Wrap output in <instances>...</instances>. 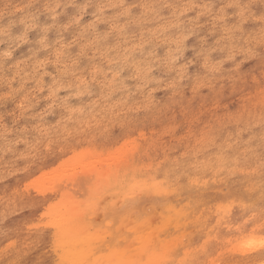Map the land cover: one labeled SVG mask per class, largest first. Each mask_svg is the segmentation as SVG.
Listing matches in <instances>:
<instances>
[{"label": "rangeland", "instance_id": "374dc122", "mask_svg": "<svg viewBox=\"0 0 264 264\" xmlns=\"http://www.w3.org/2000/svg\"><path fill=\"white\" fill-rule=\"evenodd\" d=\"M47 169L75 264H264V0H0V264L56 263Z\"/></svg>", "mask_w": 264, "mask_h": 264}, {"label": "bare ground", "instance_id": "6f19581e", "mask_svg": "<svg viewBox=\"0 0 264 264\" xmlns=\"http://www.w3.org/2000/svg\"><path fill=\"white\" fill-rule=\"evenodd\" d=\"M146 6V5H145ZM143 11V10H142ZM149 11V10H148ZM155 11V10H154ZM162 14V13H161ZM214 14V13H213ZM185 20V19H184ZM197 23V22H196ZM52 25V24H51ZM49 27V26H48ZM46 30V29H45ZM38 31H40V30H38ZM92 31V30H91ZM43 32H45V31H43ZM43 32H41V33H43ZM55 33V32H54ZM196 33V32H195ZM40 34V33H39ZM38 34V35H39ZM194 34V33H193ZM232 35V34H231ZM39 36H41V35H39ZM124 37V36H123ZM54 38V37H53ZM58 38V37H57ZM120 38H121V36H120ZM52 39V38H51ZM123 39V38H122ZM117 41H118V39H116ZM199 40H202V39H199ZM100 41H101V39H100ZM121 41V40H120ZM44 42V41H43ZM42 42V43H43ZM80 42V41H79ZM223 42V41H222ZM39 43V42H38ZM86 43V42H85ZM120 43V42H119ZM40 44H41V42H40ZM107 44V43H106ZM109 44V43H108ZM122 44V43H121ZM111 45V44H110ZM128 45V44H127ZM45 46V45H44ZM84 46V45H83ZM120 46V45H119ZM46 47V46H45ZM79 47V46H78ZM41 48V47H40ZM80 48V47H79ZM104 48H105V46H104ZM224 48V47H223ZM83 49V48H82ZM81 49V50H82ZM101 49V48H100ZM118 49H119V47H118ZM225 49V48H224ZM55 50V49H54ZM86 50V49H85ZM89 50V49H88ZM103 50V49H102ZM110 50V49H109ZM58 51V50H57ZM98 51V50H97ZM123 51V50H122ZM85 52V51H84ZM114 52V51H113ZM145 52V51H144ZM37 53V52H36ZM55 53V52H54ZM122 54H124V53H122ZM139 54V53H138ZM80 55V54H79ZM114 55V54H113ZM95 56V55H94ZM116 57V56H115ZM129 57V56H128ZM43 58V57H42ZM73 58V57H72ZM125 58V57H124ZM127 58V57H126ZM125 58V59H126ZM133 58V57H132ZM147 58V57H146ZM74 59H76V58H74ZM123 59V58H122ZM128 59V58H127ZM150 59V58H149ZM67 60V59H66ZM124 60V59H123ZM123 60H122V62H123ZM142 60H144V59H142ZM148 60V59H147ZM136 62V61H135ZM63 63V62H62ZM93 64L95 63V62H92ZM53 64V63H52ZM57 64V63H56ZM98 64V63H97ZM132 64V63H131ZM76 65V64H75ZM123 65V64H122ZM143 66H144V64H142ZM164 65V64H163ZM70 66V65H69ZM69 66H68V69H69ZM63 67H64V65H63ZM74 67V66H73ZM81 67V66H80ZM129 67H130V65H129ZM164 67V66H163ZM75 68V67H74ZM101 68V67H100ZM162 68V67H161ZM64 69H66V70H68L67 68H64ZM85 69V68H84ZM95 69V68H94ZM126 69V68H125ZM62 70V69H61ZM101 70V69H100ZM129 70V69H128ZM165 70V69H164ZM91 71V70H90ZM93 71V70H92ZM96 71V70H95ZM126 71V70H125ZM161 71V70H160ZM68 72V71H67ZM74 72V71H73ZM78 72V71H77ZM82 72V71H81ZM88 72H89V69H88ZM162 73H163V71H161ZM160 72V73H161ZM86 73V72H85ZM95 73V72H94ZM51 74V73H50ZM65 74V73H64ZM75 74V73H74ZM78 74V73H77ZM96 74V73H95ZM98 74H101V73H98ZM126 74V73H125ZM63 75V74H62ZM102 75H104V74H102ZM51 76V75H50ZM77 76V75H76ZM80 76V75H79ZM82 76V75H81ZM96 76H97V74H96ZM130 76V75H129ZM128 76V77H129ZM53 76H51V78H52ZM104 77H105V75H104ZM103 77V78H104ZM126 77V76H125ZM70 78H71V76H70ZM89 78V77H88ZM102 78V79H103ZM127 78V77H126ZM54 79V78H53ZM60 79V78H59ZM51 80V79H50ZM64 80V79H63ZM66 80H68V78L66 79ZM75 80V79H74ZM73 80V81H74ZM91 80V79H90ZM98 80H99V78H98ZM97 80V81H98ZM131 80V79H130ZM59 81V80H58ZM53 82V81H52ZM54 82H56V81H54ZM62 82H64V81H62ZM72 82V81H71ZM58 83V82H57ZM61 84V83H60ZM71 84V83H70ZM83 84V83H82ZM89 85H90V82H89ZM94 85V84H93ZM103 85V84H102ZM66 86V85H65ZM78 86V85H77ZM99 86V85H98ZM68 87H69V85H68ZM73 87V86H72ZM94 87V86H93ZM66 88V87H65ZM43 89V88H42ZM61 89V88H60ZM68 89V88H67ZM73 89H74V87H73ZM75 89H76V86H75ZM99 90V89H98ZM81 91V90H80ZM23 92V91H22ZM82 92V91H81ZM80 92V93H81ZM96 93V92H95ZM64 94H66V93H64ZM63 94V95H64ZM78 94V93H77ZM81 95V94H80ZM79 95V96H80ZM76 96V95H75ZM68 97V96H67ZM58 99V98H57ZM78 99V98H77ZM186 100V99H185ZM60 101V100H59ZM66 102H69V101H67L66 100ZM78 102V101H77ZM59 103V102H58ZM73 103H74V101H73ZM72 103V104H73ZM59 106V105H58ZM57 106V107H58ZM71 106V105H70ZM75 106V105H74ZM59 108V107H58ZM53 109V108H52ZM56 110H58V109H56ZM58 114V113H57ZM60 114V113H59ZM64 116H65V114H64ZM58 118H56V120H57ZM86 120V119H85ZM59 121H61V119L59 118ZM61 124V123H60ZM68 124V123H67ZM83 124V123H82ZM52 125H53V123H52ZM57 125V124H56ZM53 127V126H52ZM50 129H52V128H50ZM54 129V128H53ZM62 129V128H61ZM72 129V128H71ZM53 131V130H52ZM51 130H49V132H52ZM66 131H67V129H66ZM31 132V131H30ZM62 132H63V130H62ZM56 133V132H55ZM51 134V133H50ZM53 135V134H52ZM56 135H58V133L56 134ZM15 137H17V136H15ZM51 138H52V136H50ZM41 138H42V136H41ZM39 139V138H38ZM241 141V140H240ZM243 141V140H242ZM241 141V142H242ZM39 142V141H38ZM56 142V141H55ZM240 143V142H239ZM3 144V143H2ZM5 144V143H4ZM35 144L36 143H34V146H35ZM52 144V143H51ZM6 145V144H5ZM30 145V144H29ZM28 145V146H29ZM26 146V145H25ZM24 146V147H25ZM23 147V148H24ZM27 147V146H26ZM30 147H28V149H29ZM31 149V148H30ZM4 150V149H3ZM22 150H24V149H22ZM27 150V149H26ZM2 153V152H1ZM224 155V154H223ZM133 157H131V159H132ZM223 158V157H222ZM3 159V158H2ZM4 160V159H3ZM127 162V163H126ZM124 164H125V167L124 166H121V167H124L123 169L125 170V169H127V170H125V172L124 173H122V172H120V170H122V168L119 166V168H120V170L118 169V167H116L115 169H117L116 171L117 172H115V173H113V177H115L114 179H113V189H115V191H117L118 193L119 192H123V191H125V190H129V189H131V188H136V187H143L144 185V183H145V178H144V176L141 174V172L139 171V170H137V168L135 167V165H137L136 164V162L134 161V163L135 164H133V159H132V161L131 162H129V160L128 161H126ZM5 163V162H4ZM129 163V164H128ZM132 163V165H133V167H132V165L130 166V164ZM123 164V165H124ZM128 165V166H127ZM182 165H183V163H182ZM193 166V165H192ZM198 166V165H197ZM224 166V165H223ZM131 167V169L132 170H130L129 171V169L128 168H130ZM237 167V166H236ZM51 168V167H50ZM186 169V168H185ZM188 169V168H187ZM193 169V168H192ZM240 169V168H239ZM114 170V169H113ZM190 170V169H189ZM127 171V172H126ZM170 171V170H169ZM210 171V170H209ZM237 171V170H236ZM174 172V171H173ZM189 172V171H188ZM187 172V173H188ZM3 173V172H2ZM118 173V174H117ZM172 173V172H171ZM180 173V172H179ZM182 173V172H181ZM185 173V172H184ZM239 173V172H238ZM49 170L47 169V170H43V171H41L39 174H37L36 176H35V178H33L32 180H30V181H28V182H26L25 183V186H26V188H25V192H26V194L27 195H32V196H34L36 199H37V201H36V203H38L40 206H37V213H36V218H37V221H42V222H44L45 223V226H46V228H47V230L46 231H49V237H48V241H49V244H48V247H49V249L47 250V253H48V256H50L49 254H51L49 251L52 249L51 248V244L53 245V248H54V252H55V256H54V258L56 259V263H54V261H53V263L54 264H75L76 262H78L79 260H80V256L84 253V249H83V245H85V243L83 242V241H81V239H79V238H77V237H68V235H69V230H67L66 229V225H64V223H62V221L61 220H56V218H55V205H57L59 202H60V200L62 201V198L60 199V197H62L61 196V190L58 188V186H60L59 184H58V186L57 185H55V186H52V184L55 182H53V180L52 181H50L51 179H49L50 177H49ZM116 174V175H115ZM132 174V175H131ZM164 174V173H163ZM258 174V173H257ZM97 175H103L102 174V172H97ZM167 175V174H166ZM169 175H170V173H169ZM176 175V174H175ZM179 175H181V174H178L177 176H179ZM85 176V175H84ZM86 176H88V175H86ZM112 176V175H111ZM171 177H172V175H171ZM199 177V176H198ZM87 178V177H86ZM155 178H157V177H155ZM179 178V177H178ZM183 178V177H182ZM194 178L195 177H193V179H192V181L194 180ZM205 178V177H204ZM180 179V178H179ZM188 179V178H187ZM16 180V179H15ZM106 180V179H105ZM104 180V181H105ZM165 180V179H164ZM167 180H169V178L167 179ZM171 180H173V179H171ZM174 180H176L175 179V176H174ZM189 180H191V178L189 179ZM109 180H107V183H108V185L110 184V181L108 182ZM149 183L147 184V187H148V189H150V190H154V191H156V189L158 190V192H161V191H163V190H160L159 191V187H157L158 185H157V183L158 182H155V181H153V179L152 178H150L149 180ZM161 181V180H160ZM199 181V180H198ZM16 182V181H15ZM162 183H165L166 181H161ZM169 182H171V181H169ZM180 183H181V181H179ZM52 183V184H51ZM161 183V184H162ZM173 183L174 182H172V184L171 185H173ZM178 183V182H177ZM55 184H57V180H56V182H55ZM103 184V183H102ZM101 184V185H102ZM112 184V183H111ZM166 184V183H165ZM54 185V184H53ZM103 185H106V181H105V184H103ZM103 185H102V187H103ZM162 185H164V184H162ZM167 185H170V184H168V182H167ZM107 186V185H106ZM112 186V185H111ZM111 186L109 187V188H111ZM194 186V185H193ZM105 187V186H104ZM169 187H171V186H169ZM174 187H175V185H174ZM177 188V187H176ZM108 189V188H107ZM165 189V188H164ZM157 192V191H156ZM164 193H166V192H164ZM64 194H66V193H64ZM64 194H62V195H64ZM28 196V197H29ZM65 196V195H64ZM64 198V197H63ZM205 203V202H204ZM225 204H227V203H225ZM223 207H225V206H223ZM21 209V208H20ZM172 210V208H170V211ZM175 210V209H174ZM180 210V209H179ZM178 210V211H179ZM220 210H221V208H220ZM23 211V210H22ZM170 211H168V212H170ZM176 211H177V208H176ZM176 211H174V214L176 215ZM181 211V210H180ZM20 212H21V210H20ZM32 212V211H31ZM176 212V213H175ZM99 213V212H98ZM180 213H182V212H180ZM183 213H184V211H183ZM182 213V214H183ZM173 214V215H174ZM172 215V214H171ZM181 215V214H180ZM167 218H171V216L170 215H168L167 216ZM173 218V217H172ZM174 218H175V216H174ZM170 221V220H169ZM173 221V220H172ZM39 223V222H38ZM37 223V224H38ZM170 223H171V221H170ZM36 224V223H35ZM119 224V223H118ZM168 224V223H167ZM147 225V224H146ZM72 227V226H71ZM149 229H151V228H149ZM154 233H155V231H154V229L152 230ZM256 231V230H255ZM161 232V231H160ZM52 233H54V234H52ZM158 233V232H157ZM156 233V234H157ZM71 234V233H70ZM119 234V233H118ZM159 234V233H158ZM208 234V233H207ZM221 234V233H220ZM53 235V236H52ZM119 236V235H118ZM158 236H156L155 235V238H157ZM152 238V237H151ZM154 238V239H155ZM159 238V237H158ZM173 239V238H172ZM99 240V239H98ZM155 240H158V239H155ZM167 241H168V239H167ZM171 241H173V240H171ZM239 241V240H238ZM52 242V243H51ZM160 242V241H159ZM170 242V241H169ZM227 242H228V240H227ZM118 243H119V241H118ZM154 243V242H153ZM165 243L166 242H164V245H165ZM170 243H172V242H170ZM166 244H168V242L166 243ZM222 244H223V242H222ZM245 244V243H244ZM100 245V244H99ZM162 245V244H161ZM163 245V246H164ZM171 245V244H170ZM247 245V246H246ZM159 246H160V244H159ZM245 246L246 247H248L249 249H257V248H263L264 249V244H263V241H261L260 239H253V240H251V241H248V243H247V241H246V244H245ZM147 247H148V244H147ZM160 247H162V246H160ZM166 248V247H165ZM231 248V247H230ZM245 248V247H244ZM170 249V248H169ZM260 249H258L257 251H259ZM100 250V249H99ZM138 250V249H137ZM159 250V249H158ZM157 250V251H158ZM164 250V249H163ZM162 250V251H163ZM145 251V250H144ZM149 251H150V249H149ZM148 250H146L145 252H149ZM54 252H53V254H54ZM91 252V251H90ZM109 253V252H108ZM156 253V251L154 252V254ZM160 253V252H159ZM107 254V253H106ZM143 254V253H142ZM150 254V253H149ZM153 254V255H154ZM158 254V253H157ZM129 255V254H128ZM151 257H153V256H151ZM128 258V257H127ZM156 258H158V256L156 255ZM155 259V258H154ZM148 260V259H147ZM158 260H160V259H158ZM162 260V259H161ZM167 260V259H166ZM168 261V260H167ZM105 262V261H104ZM107 262V261H106ZM115 262V261H114ZM149 262V261H148ZM164 262H166L165 260H164ZM245 262V261H244ZM152 263V262H151ZM155 263V262H154ZM104 264V263H103ZM113 264V263H112ZM147 264V263H146ZM163 264V263H162Z\"/></svg>", "mask_w": 264, "mask_h": 264}]
</instances>
